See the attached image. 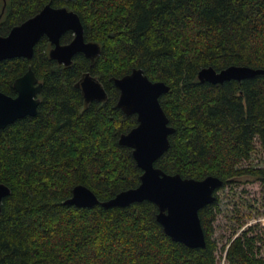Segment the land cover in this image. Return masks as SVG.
<instances>
[{
	"label": "trees",
	"instance_id": "16d2710c",
	"mask_svg": "<svg viewBox=\"0 0 264 264\" xmlns=\"http://www.w3.org/2000/svg\"><path fill=\"white\" fill-rule=\"evenodd\" d=\"M49 2L77 12L85 40L101 51L64 66L43 38L31 60L0 62V92L15 95V80L30 66L43 83L37 115L0 131V183L11 189L0 210V264H218L217 194L200 211L205 249L173 241L149 201L109 209L65 202L79 185L100 201L140 185L132 149L119 143L137 116L117 107L114 84L134 69L170 87L160 102L176 131L156 167L196 180L217 176L223 187L244 175L264 185L263 168L243 167L257 143L264 149V74L223 84L198 79L208 67L264 70V0H0V33ZM88 72L105 88V102H85L77 85ZM261 244L248 228L222 248L225 264H264Z\"/></svg>",
	"mask_w": 264,
	"mask_h": 264
},
{
	"label": "water",
	"instance_id": "95a60500",
	"mask_svg": "<svg viewBox=\"0 0 264 264\" xmlns=\"http://www.w3.org/2000/svg\"><path fill=\"white\" fill-rule=\"evenodd\" d=\"M68 30L74 31L75 38L70 44L61 45L62 34ZM43 37L55 46L50 52L51 58L66 66L72 64V58L78 53H84L94 61L101 51L98 43L86 42L84 26L77 12L67 6L48 3L40 12L15 25L6 36L0 34V62L15 58L31 60L35 46ZM262 74V69L233 65L221 71L204 68L198 79L201 83L223 84ZM114 84L120 91L117 107L127 116H137L138 125L122 134L119 143L132 149L137 166L143 172L140 185L107 201H100L92 190L79 185L65 203L78 208L100 205L109 209L149 201L158 208L156 218L166 235L189 248L205 249L207 241L200 211L217 200L216 194L223 187V180L212 175L201 180L183 178L156 167V162L169 150L170 136L176 131L160 102L161 97L170 91L166 83L152 81L142 69H134L128 75L114 78ZM77 86L82 89L87 104L105 102L108 98L101 82L89 72ZM42 87L43 83L30 67L15 81L16 97L0 92V131L17 120L37 115ZM10 194L11 189L0 183V210L3 200Z\"/></svg>",
	"mask_w": 264,
	"mask_h": 264
},
{
	"label": "rangeland",
	"instance_id": "374dc122",
	"mask_svg": "<svg viewBox=\"0 0 264 264\" xmlns=\"http://www.w3.org/2000/svg\"><path fill=\"white\" fill-rule=\"evenodd\" d=\"M244 168L264 169V149L257 143L251 159ZM219 212L214 223L212 239L218 244V264H225L222 250L229 241L248 228L264 238V185L255 177L244 175L234 178L217 193ZM262 245V244H261ZM260 254L264 257V245Z\"/></svg>",
	"mask_w": 264,
	"mask_h": 264
},
{
	"label": "flooded vegetation",
	"instance_id": "af4514ba",
	"mask_svg": "<svg viewBox=\"0 0 264 264\" xmlns=\"http://www.w3.org/2000/svg\"><path fill=\"white\" fill-rule=\"evenodd\" d=\"M49 3L52 4V2H49ZM47 4H48V3H47ZM47 4H46V5H47ZM52 5H53V4H52ZM54 6H55V5H54ZM42 9H43V8H42ZM42 9H41V10H42ZM3 10H4V8H3ZM41 10H40V11H41ZM40 11H39V12H40ZM37 13H38V12H37ZM37 13H36V14H37ZM33 16H34V15H33ZM31 17H32V16H31ZM29 18H30V17H29ZM29 18H28V19H29ZM0 19H1V15H0ZM26 20H27V19H26ZM26 20H25V21H26ZM23 22H24V21H23ZM21 23H22V22H21ZM19 24H20V23H19ZM17 25H18V24H17ZM13 27H14V26H13ZM13 27H12V28H13ZM12 28H11V29H12ZM11 29H10V30H11ZM67 32H71V33H72V34H71L72 38H71L70 42H68V43H63V42H62V38H63L64 34H66ZM0 34H1V33H0ZM2 36H6V34H2ZM43 38H46V39L48 40L49 44H50V48H49V57L51 58V56H50V52H51V50H52L55 46L50 42V40H49L47 37H43ZM43 38H42V39H43ZM74 38H75V33H74V31H72V30H68V31H66L65 33L62 34V37H61V39H60V44H61V45H68V44H70V43L74 40ZM42 39H41V40H42ZM41 40H40V41H41ZM86 42H89V41H86ZM35 47H36V46H35ZM79 54H83V55L86 57V55H85L84 53H78V54H76L75 56H77V55H79ZM75 56L72 58V63H73V59L75 58ZM86 58H87V57H86ZM25 59H26V58H25ZM51 59H52V58H51ZM87 59H89V58H87ZM27 60H28V59H27ZM52 60H54V59H52ZM89 60H91V59H89ZM54 61H56L58 64H60L57 60H54ZM91 61H93V60H91ZM60 65H63V64H60ZM64 66H66V65H64ZM30 67H31V66H30ZM30 67H29V68H30ZM29 68H28V70H29ZM32 69H33V68H32ZM28 70H27V71H28ZM26 73H27V72H26ZM26 73H25V74H26ZM25 74H24V75H25ZM21 77H22V76H21ZM19 78H20V77H19ZM37 78H38V77H37ZM17 79H18V78H17ZM17 79H16V80H17ZM38 79H39V78H38ZM16 80H15V81H16ZM39 81H40V79H39ZM40 82H41V81H40ZM14 84H15V82H14ZM14 84H13V89H14V91H15V95H10V94L5 93L6 95H8V96H12V97H16V96H17V92H16V90H15V88H14ZM42 88H43V87H42ZM81 90H82V89H81ZM2 93H4V92H2ZM41 93H42V92H41ZM40 96H41V94L38 96V98H39L40 103H41V98H40ZM88 104H90V103H88ZM39 105H40V104H39ZM27 117H31V116H27Z\"/></svg>",
	"mask_w": 264,
	"mask_h": 264
}]
</instances>
